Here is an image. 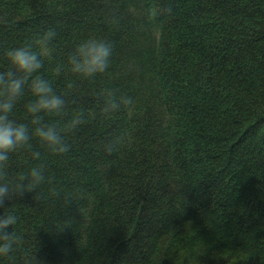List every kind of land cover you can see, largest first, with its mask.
Listing matches in <instances>:
<instances>
[{
  "label": "trees",
  "instance_id": "obj_1",
  "mask_svg": "<svg viewBox=\"0 0 264 264\" xmlns=\"http://www.w3.org/2000/svg\"><path fill=\"white\" fill-rule=\"evenodd\" d=\"M49 28L38 74L66 108L42 123H87L67 153L33 137L11 156V177L42 164L45 180L0 208L24 237L0 264H264V0H0V71ZM92 37L110 67L79 78L67 58ZM105 90L133 103L104 116ZM32 99L11 114L30 129Z\"/></svg>",
  "mask_w": 264,
  "mask_h": 264
},
{
  "label": "clouds",
  "instance_id": "obj_2",
  "mask_svg": "<svg viewBox=\"0 0 264 264\" xmlns=\"http://www.w3.org/2000/svg\"><path fill=\"white\" fill-rule=\"evenodd\" d=\"M56 35V31L49 28L36 38L19 47L7 49L4 53L9 68L0 71V208L25 192L36 191L45 180L42 164L31 167L27 174L11 177L9 167L13 154L24 149L33 137L38 138L54 154L67 153L71 145L66 142V135L87 123L83 111L74 113L63 127L42 123V113L63 116L66 108L65 98L55 92L52 82L38 74L44 66V58L51 55L50 45ZM112 53L113 46L110 42L95 37L85 39L68 55L69 70L79 78H93L108 70ZM63 69L64 65L58 64L54 72L59 76ZM67 87L73 88L74 83L69 82ZM26 89L34 97L24 104L34 129L11 118ZM102 95L104 104L101 114L104 116L118 111L121 105L127 107L133 103L130 97H121L117 101L111 90H105ZM113 150V144L105 145V151L109 154ZM31 155L33 159L39 160L41 153L34 151ZM18 220L14 208H9L5 214L0 215V258L10 259L12 253L23 244L24 237L21 234L14 230L8 231L10 227L13 229Z\"/></svg>",
  "mask_w": 264,
  "mask_h": 264
}]
</instances>
